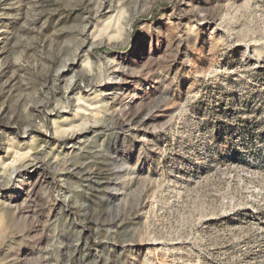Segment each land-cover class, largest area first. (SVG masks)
Segmentation results:
<instances>
[{"label":"rangeland","instance_id":"1","mask_svg":"<svg viewBox=\"0 0 264 264\" xmlns=\"http://www.w3.org/2000/svg\"><path fill=\"white\" fill-rule=\"evenodd\" d=\"M0 264H264V0H0Z\"/></svg>","mask_w":264,"mask_h":264},{"label":"bare ground","instance_id":"2","mask_svg":"<svg viewBox=\"0 0 264 264\" xmlns=\"http://www.w3.org/2000/svg\"><path fill=\"white\" fill-rule=\"evenodd\" d=\"M76 132V131H75ZM33 166H34V163L32 162V163H27V164H25V165H22V168H14V169H12L11 171H10V175H9V177L10 176H13L14 175V177H16L17 179H19L24 173H26L25 172V169H31V168H33ZM21 167V166H20ZM3 170V169H2ZM28 171V170H27ZM2 173V172H1ZM24 176V175H23ZM20 187V186H19Z\"/></svg>","mask_w":264,"mask_h":264}]
</instances>
